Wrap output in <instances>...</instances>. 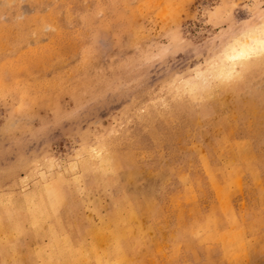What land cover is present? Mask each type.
Instances as JSON below:
<instances>
[{
  "label": "rangeland",
  "instance_id": "rangeland-1",
  "mask_svg": "<svg viewBox=\"0 0 264 264\" xmlns=\"http://www.w3.org/2000/svg\"><path fill=\"white\" fill-rule=\"evenodd\" d=\"M263 24L264 0H0V264L37 262L49 183L74 239L129 202L177 229L136 264H264V53L223 57ZM211 217L259 250H207Z\"/></svg>",
  "mask_w": 264,
  "mask_h": 264
},
{
  "label": "bare ground",
  "instance_id": "bare-ground-1",
  "mask_svg": "<svg viewBox=\"0 0 264 264\" xmlns=\"http://www.w3.org/2000/svg\"><path fill=\"white\" fill-rule=\"evenodd\" d=\"M261 39H264V24L262 26L249 29L242 36L232 41L231 44L228 45L224 50L223 57L225 61H227L228 63H234L235 61H240L241 59H246L260 53L261 51L259 50L258 41ZM243 48H253L254 51L250 56H246L243 58L238 57L235 59L231 58L235 54L233 50L239 51ZM229 180V178L226 179V181L228 182L233 179H231L230 181ZM213 188H215V192L217 196H219L220 192L217 189L216 182L213 183ZM43 193V197H41L42 199L40 198L38 201H36V203H33V205L29 207L26 206V208L31 209L29 211H32V230L34 231L36 237L47 238L46 243L36 246L34 250L31 251L33 256L38 259L35 264H64L66 262H72L75 264H87L88 262H91L93 264H136V261H139L141 263V260H144L145 254L143 252H145L146 250V252L149 251L147 249L148 244L153 245L155 250L157 251L167 244V242L165 241L167 238L171 240L172 244L175 242V238L179 236L177 234L178 231L176 228H170L171 230L167 229L168 233H165V236L157 234L159 233L158 230L160 229L158 226H156L158 222L156 224L152 222L148 223V228L152 229L155 234L153 235V240L150 239V237L147 235L146 230H144V227L141 224L140 219L143 217V215L138 212V209L136 208L134 203L129 202L124 211H120L121 213L119 212L120 214H116L112 220L102 219L99 224L89 226L88 229H86L85 236H82L81 239H74L66 230L67 228L65 229V231L61 228L62 221L57 216L60 213L61 208L63 207V202H65L64 195L61 192L58 183L45 184ZM247 220L248 219H246V221ZM202 221L203 222L198 226L190 228L189 234H197L196 229H202L203 235L199 236V234H197L196 237H198L199 243H202L204 240L210 241L211 244L207 245L209 246L206 247L207 250H210L211 247L219 244L227 253H230L229 251L241 249L244 251V248L247 245L244 237V232H246L245 229H248L247 225L243 222L244 218H240L241 224L239 228L233 227L237 223L234 218H230L229 222L227 219H224V222H222L221 219H218L217 217H211L210 220L206 221H204L203 219ZM226 221L228 222L229 227L225 226ZM249 228L251 227L249 226ZM2 232V228H0V234ZM162 236L165 237V240L160 238ZM258 239L254 237V246L251 244V246H249L250 248H245V252L247 251V249H251L252 251L259 250L260 244ZM241 246L242 248H240ZM143 249H145V251ZM12 255L14 256V253H12Z\"/></svg>",
  "mask_w": 264,
  "mask_h": 264
},
{
  "label": "snow or ice",
  "instance_id": "snow-or-ice-1",
  "mask_svg": "<svg viewBox=\"0 0 264 264\" xmlns=\"http://www.w3.org/2000/svg\"><path fill=\"white\" fill-rule=\"evenodd\" d=\"M258 44H259V50L264 53V39H261L258 41ZM234 51V55L231 57L233 59L235 58H243V57H246V56H250L252 54V52L254 51L253 48H243L239 51Z\"/></svg>",
  "mask_w": 264,
  "mask_h": 264
}]
</instances>
